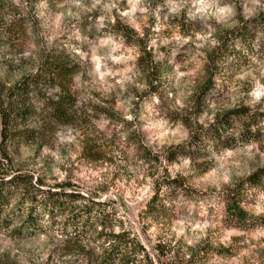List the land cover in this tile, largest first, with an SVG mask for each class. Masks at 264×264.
Wrapping results in <instances>:
<instances>
[{
  "label": "clouds",
  "instance_id": "clouds-1",
  "mask_svg": "<svg viewBox=\"0 0 264 264\" xmlns=\"http://www.w3.org/2000/svg\"><path fill=\"white\" fill-rule=\"evenodd\" d=\"M11 9H19L16 22L23 17L29 27L31 42L24 50H20L19 45L15 48L7 46L9 33L5 29L13 18ZM163 9L167 10L165 21L179 22L171 26L161 24L159 13ZM94 10L101 12L92 22L94 34L78 30L74 21L80 20L81 13ZM0 17L3 19L0 24V78L15 84L25 75L35 77L41 55L50 54L60 43L70 53L73 74L80 82V95L91 102L75 110L71 121L74 135H60L53 124L44 151L35 158V163L31 159L35 149L21 148L17 160L27 161L30 167L47 171L48 175L55 173L58 181L73 180L80 185L71 191H82L92 200L107 201L111 206L109 211L120 210L126 221L125 227L130 228L134 236L139 235V227L146 226L145 237H151L150 245L158 242L156 236L159 235V243L171 247L172 253L180 250L179 256L167 255L166 259L172 264H194V252L199 244H211L213 249L220 246L231 249L234 258L226 260L225 264H264V186L257 189L250 179L264 168V136L241 142L244 131L241 127L234 133H224L225 139L232 135L235 144H209L203 156L194 158L187 149L190 129L182 123H171L168 116L174 111L181 120L189 117L193 126L198 121L205 129L215 124V114L220 107L216 104L208 106L212 115L207 116V122L197 116L196 102L190 99L194 91V73L179 71V68H187L196 56H200L197 72L202 74L207 59L200 50L220 45L214 38L218 29L213 25L222 29L249 25L255 29L257 23L264 21V0H163L162 4L154 3V0H8V7L0 12ZM117 17L135 30L138 39H144V28L149 26V19L155 20L148 49L155 50L157 39L162 45H174L173 55L185 45L189 46L191 54V45L196 46L191 60L174 65L172 87L167 90L173 98L167 108L153 94L152 111L147 116L142 110H135L136 93L150 91L139 69L130 74L144 52L138 44L126 43L125 33L115 28ZM180 22L193 24L194 28L198 24L200 31L181 34ZM165 28H170L171 34L160 37ZM260 35H264V31ZM235 47L248 57L249 63L239 67L228 93L230 102L222 107L235 108L242 101L253 111L259 105L258 110L264 112V57L250 55L238 42ZM125 61H131L130 66L122 67ZM24 62H30L31 66L24 68ZM9 65L12 71L8 70ZM54 91L63 94L60 87ZM93 92L98 95L93 96ZM53 99L58 101L59 97ZM113 100L120 102L115 105L116 114L121 117L117 120H110L103 112L105 108H113ZM93 105H101V108L94 109ZM258 128L264 132V121L251 127L250 131L255 134ZM113 129L119 135L111 143L109 136ZM40 131L37 128L38 135ZM133 135L135 139H130ZM125 145L134 151L130 154ZM181 146L185 153L176 155L170 163L169 158L173 153H179ZM157 158L159 163H156ZM45 164L50 165V171ZM85 181L94 187H85ZM241 186L249 190L241 206L246 213L243 219L228 216L221 223L205 214L210 201L223 207ZM137 213H141L140 218ZM18 224L13 223L7 228L0 225V264L6 261L10 264H45L55 243H62L63 238L47 229L43 234L36 229L35 235L32 230H25L20 236L13 232ZM54 264H59L55 257ZM215 264H219L218 258Z\"/></svg>",
  "mask_w": 264,
  "mask_h": 264
},
{
  "label": "rangeland",
  "instance_id": "rangeland-1",
  "mask_svg": "<svg viewBox=\"0 0 264 264\" xmlns=\"http://www.w3.org/2000/svg\"><path fill=\"white\" fill-rule=\"evenodd\" d=\"M3 1L5 3V8H7L8 0ZM154 3L162 4L163 0H154ZM10 11L13 18L8 22V24L10 23L12 25H10L8 31L6 30L9 33L7 46L9 48H15L19 45L20 50H24L31 42V38L28 37L29 27L23 17H21V21L19 23L16 22L15 16L19 15V9H11ZM166 11V9H163L159 13L161 24L167 23L171 26L179 22L176 20L165 21L164 16ZM100 14V10H94L91 13H81L80 20L74 21V24L78 30L94 34L95 30L92 27V22L98 19ZM113 15L116 16L115 10H113ZM155 23L154 19H149V26L144 28V39L135 38V30L121 23L118 17L115 25L117 31L125 33L127 37L126 43L131 44L134 42L138 44L144 52V55L135 62L136 68L132 69L130 74L139 69L149 85L150 91L144 93L137 92V100L133 101L135 110L137 112L142 110L145 116L152 111L153 94L160 99L164 108L168 107L173 98L171 95L167 94V90L172 87L171 74L174 71V65L179 66L191 60V57L195 56L194 50L196 47L195 45H191L193 52L190 54L188 51L189 46H182L181 48H178L175 55H173L172 48L174 45H162L160 44V40L157 39V46L155 50L148 49L147 43L149 38L153 35L152 26H154ZM180 24L181 34H189L193 30L199 32L201 27L198 24H196L195 28L193 27V24H184L182 22H180ZM213 26L218 29L214 38L220 41V45L216 48H205L200 50L203 53V58L207 59V63L203 65L202 74L197 72V64L202 59L200 56H196L195 60L192 61L187 68H179V71H189L194 73V83L192 85L194 91L193 96L190 99H193L196 102L195 113L197 116L203 117L205 122H207V116L212 115V111L208 107L211 104H216L220 107V110L215 114V119L222 117L223 114L231 110L246 109L250 114H259V116L255 119V124L259 125L261 121H264V112H260L258 110L260 107L259 105L256 106V111H253L252 108L245 106L242 101L235 108H226L222 107V105L230 102L228 99V93L232 86L231 82L235 78V74L238 73L239 67L249 63L248 57L244 56L242 52L235 47L236 43L238 42L242 48H246L250 55L256 56L257 58L264 57V35H260V33L264 31V21L257 23L255 29L249 25L236 29H222L220 26L215 24ZM102 31H108V29H103ZM170 34V28H165L160 33V37H166ZM91 38L92 35H90V39ZM45 55H49L50 57L52 55L61 56L68 61V64L72 65L70 53L66 48H64L63 44L57 43L56 47L52 49L50 54L43 53L40 57V64L43 62L42 59ZM130 64L131 61H125L122 67L130 66ZM30 66V62L23 63L24 68H28ZM8 70L12 71L10 65L8 66ZM0 83L6 87L13 85L10 80L4 78H0ZM79 83L80 82L75 79V75H73L70 83V88L74 96L72 107L73 111L77 108H84L86 105L91 104L89 100L80 95L78 88ZM51 86V83L43 84V87L39 88L37 91L31 92L34 97L30 95V103L36 108L37 114L28 118L24 124L18 127L19 130H28V137L3 140L0 138V174H27L33 178V181L40 180L46 186L68 184L71 189L74 187L79 188L80 185L73 180L58 181L55 173L48 175L47 171H41L40 169L30 167L27 161L16 159V157L20 154L21 148L28 150L35 149L33 157L31 158L32 162L35 163V158L44 151V147L48 140V133L53 124L55 125L56 132L60 135H63L64 137L74 135L71 123H55L51 122L48 118L46 98L50 97L49 93H55V88ZM73 89H76V91H73ZM244 90H247L246 86ZM116 91L118 92L119 89ZM174 94L175 93L173 92V95ZM92 95L97 96L98 94L93 92ZM165 97H167V99H165ZM119 103L120 102L118 100H113L112 109H103L104 114L108 115L110 120H117L121 118L117 116V108L115 107V105H118ZM92 107L94 109L101 108V105H93ZM168 116L171 118V123H182L185 128L190 129L191 140L187 142V149L188 154L192 157L199 158L203 156L205 154L204 149L209 144L221 145L212 139L216 136L214 129H205L198 121L193 126L189 117H184L183 120H181L179 114L174 111H170ZM141 123L146 124L148 121H142ZM233 126L232 130L234 132L239 129V126L237 127L235 122ZM37 128L41 129L39 135L37 134ZM33 129H35L34 132L29 131ZM199 131L201 137L194 139L193 136L195 132L199 133ZM118 135L117 131L113 129L109 136V141L114 143L115 138H117ZM261 136H264V132H262L259 128V132L254 136V138L260 139ZM252 138L253 137H249L247 139L243 138L241 142H245ZM130 139H135V135L130 137ZM233 144H235V140L230 141L227 145L223 146ZM94 147L99 148V145H94ZM125 147L129 149L130 154L134 151V149H132L129 145H125ZM193 147L195 148V151H191ZM181 150H183V153L181 154H184L185 149L183 146H181ZM102 155L103 153L101 151L100 156L102 157ZM145 155L148 154L146 153ZM156 163H159L158 158L156 159ZM44 167L49 171L51 170L50 165L48 164H45ZM60 171L62 172L63 169L61 168ZM50 181H54V183L50 184ZM262 186H264V179L254 185L257 189ZM85 187L91 188L94 186L85 181ZM78 192L89 198L82 191ZM236 192L239 193L236 198L239 200V205L242 206L245 203V195L249 192V190L244 189L242 186ZM250 194L254 196L255 192H251ZM205 195L208 194L205 193ZM93 201L99 202V205L95 207V210L98 211V220L94 219V212L91 211L89 223L85 224L82 221V223L77 224L75 231L81 236V241L78 242H74L72 240L68 241L67 237L71 236L73 233L72 227L67 226L65 235L62 233V229L66 227L64 226L65 223L63 224L65 221L64 216L70 214V211H66L64 215H59L58 212L56 213L55 211L53 218H50L46 209L44 210L41 206H35L33 208V212H31V218H34L35 225L33 227H28V225H24L23 219L26 217V210L29 208V204L27 202L23 204L21 202L17 204L11 202V204L4 209L5 213L2 214L1 218L9 213L10 214L8 217L6 216L5 220L0 219V225L7 228L13 223L19 222L17 228L13 229V232L20 236L25 234V230H32V234L35 235L36 229H39L41 234H43L44 230L47 229L50 232H56L59 237L63 238L62 243L49 241V243H55V246L51 249L45 264H54V257L55 261L59 262V264H125L119 261L115 263L106 261V263H104V261H102L103 248L108 246V243H105L108 238L107 236L112 234H123L124 238L131 240L126 249L127 258L131 261V263L127 261L128 264H172L171 261L166 259L167 255L174 254L179 256V249L175 253H172L171 247H167L164 244L159 243L161 240L159 235L156 236V240L158 242L150 245L149 242L151 237H145V232L147 231L146 226L139 227V235L134 236L131 229L125 227L126 221L122 218L120 210L113 208L109 211L111 206L107 201ZM12 209H14L13 213ZM205 214L210 219L219 220L221 223H224L228 216H231L226 211V203L223 207H219L218 203L215 201H210L208 207L205 209ZM137 217L140 218L141 213H137ZM195 230L199 231V229ZM180 243L183 244V241ZM97 249H99V251H97ZM189 250L192 251L191 245H189ZM217 258L219 260V264H225L226 260H232L234 258V254L231 249H224L223 246H220L218 249H213L211 244H199L197 246V250L194 252V264H204L205 261H208L209 264H215ZM5 264H10V262L6 261Z\"/></svg>",
  "mask_w": 264,
  "mask_h": 264
},
{
  "label": "trees",
  "instance_id": "trees-1",
  "mask_svg": "<svg viewBox=\"0 0 264 264\" xmlns=\"http://www.w3.org/2000/svg\"><path fill=\"white\" fill-rule=\"evenodd\" d=\"M5 3L0 0V12H3ZM0 24H3V19L0 17ZM12 24H8L5 29ZM43 62L40 64L38 73L35 77L31 75L23 76L19 81L11 86H4L0 83V138L12 139V138H27L28 130H19V126L34 115L37 114L36 108L30 103L31 92L37 91L43 87V84L51 83V87L61 88V93H53L50 97L46 98L47 115L51 122L60 124H70L74 112L72 110L74 96L70 88V83L73 74V68L71 64H68L65 58L61 56H49L43 57ZM34 97V95L32 96ZM53 97H59V100L53 99ZM259 114H250L246 109H235L226 112L222 117L215 119V124H210L208 128L215 130L216 136L212 139L216 143L221 145H227L230 141H234L235 138L229 135L227 139L224 138V133H234L233 125L236 123L237 127L243 128L244 131L241 134L242 139L254 137L258 132L253 134L250 129L255 124V119ZM35 129L29 130L34 132ZM206 131V130H204ZM201 137L200 131L195 132L193 138ZM180 149L179 153H173L169 158V162L175 159L176 155L183 153ZM11 176V179L7 177ZM252 186L258 184L264 179V168L251 178ZM242 187V186H241ZM239 193L236 192L233 196L228 198L229 202L226 203V211L234 219L240 217L243 219L246 213L239 205V200L236 198ZM11 202L14 204L21 202L22 204L27 202L29 208L26 210V217L23 219L24 225L33 227L35 225L34 218L32 217L33 208L35 206H41L50 218H53V214L56 211L59 215H64L66 211H70V214L65 215V223L62 233L65 235L67 226L72 227L73 233L68 236V241L78 242L81 241V236L76 233V226L82 221L86 224L90 222L91 211L94 213V219L98 220V211L95 207L99 205V202L93 201L81 195L78 191H71L68 184H57L54 186H46L40 180L33 181V178L27 174H0V219L5 220L6 216L2 217L5 210ZM15 209V206H14ZM12 209V213L14 212ZM105 243H108L107 247L103 248L102 261L104 263L110 262H122L128 264L127 247L131 242L128 238H124L123 234H112L107 236ZM106 261V262H105ZM131 263V261H129Z\"/></svg>",
  "mask_w": 264,
  "mask_h": 264
}]
</instances>
